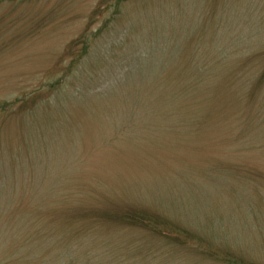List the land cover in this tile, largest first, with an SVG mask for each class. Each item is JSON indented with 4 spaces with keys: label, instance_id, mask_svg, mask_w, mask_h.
I'll use <instances>...</instances> for the list:
<instances>
[{
    "label": "rangeland",
    "instance_id": "rangeland-1",
    "mask_svg": "<svg viewBox=\"0 0 264 264\" xmlns=\"http://www.w3.org/2000/svg\"><path fill=\"white\" fill-rule=\"evenodd\" d=\"M0 264H264V0H0Z\"/></svg>",
    "mask_w": 264,
    "mask_h": 264
}]
</instances>
